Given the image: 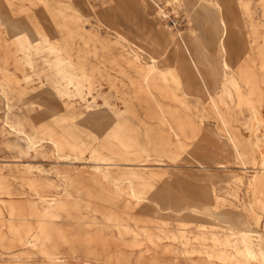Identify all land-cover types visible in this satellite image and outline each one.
Listing matches in <instances>:
<instances>
[{"label": "rangeland", "instance_id": "1", "mask_svg": "<svg viewBox=\"0 0 264 264\" xmlns=\"http://www.w3.org/2000/svg\"><path fill=\"white\" fill-rule=\"evenodd\" d=\"M0 264H264V0H0Z\"/></svg>", "mask_w": 264, "mask_h": 264}, {"label": "bare ground", "instance_id": "2", "mask_svg": "<svg viewBox=\"0 0 264 264\" xmlns=\"http://www.w3.org/2000/svg\"><path fill=\"white\" fill-rule=\"evenodd\" d=\"M210 2H211V1H210ZM213 2H214V1H213ZM159 13H160V12H159ZM220 13H221V12H220ZM161 14H162V13H161ZM225 32H226V27L224 26L223 29H222L221 36H220V37H223V38H222V42H223L224 37H225V36H224V35H225ZM18 36H19V35H18ZM28 46H29V45L25 46V48H28ZM49 48L55 51V47L52 46L51 44H49ZM67 76H68V75H67Z\"/></svg>", "mask_w": 264, "mask_h": 264}]
</instances>
